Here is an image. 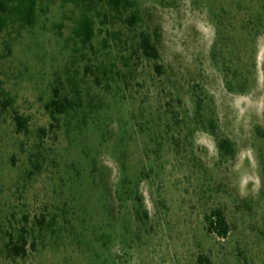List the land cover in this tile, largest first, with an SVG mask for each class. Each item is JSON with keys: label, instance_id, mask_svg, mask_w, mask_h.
<instances>
[{"label": "rangeland", "instance_id": "374dc122", "mask_svg": "<svg viewBox=\"0 0 264 264\" xmlns=\"http://www.w3.org/2000/svg\"><path fill=\"white\" fill-rule=\"evenodd\" d=\"M133 1L35 0L29 25L0 12V85L14 100L0 111V264H264V0ZM83 10L86 46L73 34ZM54 87L75 105L51 126ZM215 208L223 238L205 229Z\"/></svg>", "mask_w": 264, "mask_h": 264}, {"label": "trees", "instance_id": "16d2710c", "mask_svg": "<svg viewBox=\"0 0 264 264\" xmlns=\"http://www.w3.org/2000/svg\"><path fill=\"white\" fill-rule=\"evenodd\" d=\"M105 3L110 8L121 11L128 10L135 6L133 0H105ZM0 12L7 14H14L21 24H32L35 19V0H0ZM106 16V15H105ZM137 11L133 12L128 20H125L131 25H134L138 21ZM2 21V20H1ZM74 36L80 41L83 46L91 45V41L95 35V22L92 15L88 10H83L76 20L75 27L73 28ZM139 48L141 53L147 57L157 60L159 57L157 47L153 44L150 36L144 32L139 33ZM156 70L160 71V66L155 65ZM231 88V86H229ZM242 88V87H241ZM13 98L1 87L0 85V111H5L12 107ZM75 102L68 95L60 92L59 88L54 87L52 89V95L45 103V109L48 111L53 126V122H58L59 116L64 114L68 115L73 109ZM197 107H200L199 100ZM13 118L18 132L26 131L27 119L13 110ZM209 128V132L216 136L219 150L224 155H233L234 148L229 140L225 138H219L216 134V126L212 120L206 123ZM205 127V125L203 126ZM44 132L43 130H41ZM126 183L130 181L125 178L122 179L121 187L124 188ZM129 192V190L125 191ZM206 231L209 234H213L217 237H226L229 232V223L225 214L219 208L212 209L205 215ZM41 223V222H40ZM22 233L19 235L16 241L10 237L7 248L8 251L14 256L25 255L27 249V241L25 239V229L22 228ZM197 262L199 264H211V259L204 254L197 256Z\"/></svg>", "mask_w": 264, "mask_h": 264}]
</instances>
